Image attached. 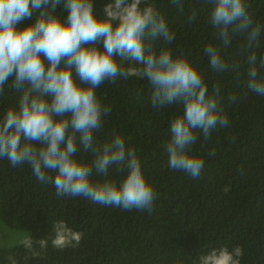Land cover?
<instances>
[{
	"label": "trees",
	"instance_id": "obj_1",
	"mask_svg": "<svg viewBox=\"0 0 264 264\" xmlns=\"http://www.w3.org/2000/svg\"><path fill=\"white\" fill-rule=\"evenodd\" d=\"M112 2L92 0L98 18L104 19ZM245 2L254 23L264 25V0ZM182 4L141 0L138 6H155L175 36L168 47L174 54L184 53L209 93L219 89L218 109L229 123L207 140L195 130L191 152L204 161L201 175L193 179L168 166L169 125L180 105L153 109L150 85L137 75L106 81L96 94L110 112L97 139L102 143L118 134L135 150L155 193L151 210L125 211L58 196L52 184L35 178L29 165L13 167L0 159V221L29 232L23 242L0 246V264H264V97L247 89V38L238 34L221 46L228 67L214 71L205 54L209 44L219 43L210 21L213 4ZM55 14L66 17L63 2ZM163 46L161 40L154 42L157 50ZM254 51L258 75L264 77V31ZM17 100L18 93L5 85L0 116ZM79 155L91 164L90 153ZM123 176L113 166L107 177L94 172L92 179L119 181Z\"/></svg>",
	"mask_w": 264,
	"mask_h": 264
},
{
	"label": "clouds",
	"instance_id": "obj_2",
	"mask_svg": "<svg viewBox=\"0 0 264 264\" xmlns=\"http://www.w3.org/2000/svg\"><path fill=\"white\" fill-rule=\"evenodd\" d=\"M62 2L63 20L55 14ZM140 2L113 0L100 19L92 0H0V94L9 83L18 93L17 103L0 116V159L13 167L29 165L35 178L52 184L58 196L125 211L153 206L155 193L135 150L118 134L102 143L97 139L110 112L96 94L106 81L137 75L150 85L153 109L180 105L169 125L168 166L193 179L204 165L191 152L195 130L207 140L217 127L228 126V117L218 109L219 89L209 93L184 53L174 54L168 47L175 36L164 16L154 5L140 8ZM172 3L183 7L182 0ZM211 3L210 21L219 43L205 49L210 67L225 71L220 47L245 35L247 89L264 97L254 51L264 25L254 23L245 0ZM158 40L164 43L159 50L154 47ZM123 62L138 67H123ZM82 152L92 155L91 164L80 157ZM113 166L124 173L123 179L93 181L94 172L107 177Z\"/></svg>",
	"mask_w": 264,
	"mask_h": 264
},
{
	"label": "rangeland",
	"instance_id": "obj_3",
	"mask_svg": "<svg viewBox=\"0 0 264 264\" xmlns=\"http://www.w3.org/2000/svg\"><path fill=\"white\" fill-rule=\"evenodd\" d=\"M29 232L23 229H15L0 221V246H10L23 242Z\"/></svg>",
	"mask_w": 264,
	"mask_h": 264
}]
</instances>
